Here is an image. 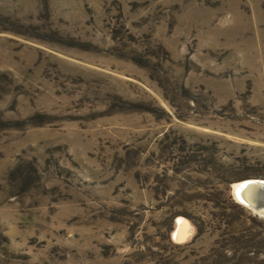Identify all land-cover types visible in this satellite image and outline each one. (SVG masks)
I'll list each match as a JSON object with an SVG mask.
<instances>
[{
  "label": "rangeland",
  "instance_id": "374dc122",
  "mask_svg": "<svg viewBox=\"0 0 264 264\" xmlns=\"http://www.w3.org/2000/svg\"><path fill=\"white\" fill-rule=\"evenodd\" d=\"M246 180L264 0H0V264H264Z\"/></svg>",
  "mask_w": 264,
  "mask_h": 264
},
{
  "label": "bare ground",
  "instance_id": "6f19581e",
  "mask_svg": "<svg viewBox=\"0 0 264 264\" xmlns=\"http://www.w3.org/2000/svg\"><path fill=\"white\" fill-rule=\"evenodd\" d=\"M235 194L246 205L264 214V180H246L237 183L235 185ZM185 222L186 220L183 217L177 218L176 229L173 232L174 238L177 239L183 235Z\"/></svg>",
  "mask_w": 264,
  "mask_h": 264
}]
</instances>
